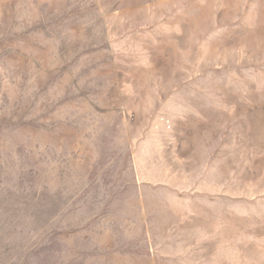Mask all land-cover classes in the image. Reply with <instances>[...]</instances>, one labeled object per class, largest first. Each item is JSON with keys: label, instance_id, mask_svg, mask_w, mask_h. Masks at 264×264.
<instances>
[{"label": "rangeland", "instance_id": "rangeland-1", "mask_svg": "<svg viewBox=\"0 0 264 264\" xmlns=\"http://www.w3.org/2000/svg\"><path fill=\"white\" fill-rule=\"evenodd\" d=\"M0 264H264V0H0Z\"/></svg>", "mask_w": 264, "mask_h": 264}]
</instances>
